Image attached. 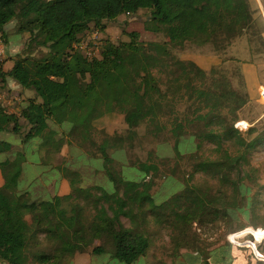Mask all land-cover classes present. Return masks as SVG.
Listing matches in <instances>:
<instances>
[{
	"label": "trees",
	"instance_id": "1",
	"mask_svg": "<svg viewBox=\"0 0 264 264\" xmlns=\"http://www.w3.org/2000/svg\"><path fill=\"white\" fill-rule=\"evenodd\" d=\"M141 10L149 11L150 29L163 32L167 43L176 46L197 39L214 41V36L220 34L230 40L254 26L247 0H0L3 35L5 27L16 20L18 32L30 33L31 42L50 49L48 55L41 58L30 54L20 56L9 70H4L0 61V86L13 80L35 93L19 113L7 110L0 102V133H13L21 138L16 148L12 142L0 139V156L9 155L0 159L3 178L0 264H28L34 259L41 264H69L77 253L87 251L101 238L110 244L94 245L91 250L96 255L108 254L125 264H134L145 255L151 247L149 237L124 226L121 216L134 217L133 207L137 204L140 214L145 201L158 207L154 195L149 193L152 185L144 180L157 171L155 164L141 162L131 172L135 180H129L125 172L114 168L116 162L121 164V169L126 167L121 158L122 148L117 147L116 140L105 138L98 147V157L105 161L104 172L112 187H91L99 196L92 201L95 214L86 224L82 211L75 205H63L64 200H73L88 190L80 186L81 172L70 169L68 161L54 166L60 172L55 187L61 179L67 178L71 187L68 195L35 199L31 188H19L28 160L25 147L41 139L43 148L59 152L73 136L94 142V122L116 111L124 114L129 128L142 122L156 126L158 122L161 124L165 103L183 89L188 99L199 107L195 118L176 119L172 123L174 151L177 156H183L186 148L196 144L195 139H199L197 147L211 141L223 152V158L215 165L216 172L231 189L228 200V192L214 199L206 194L205 198L191 199V209L182 215L183 219L203 215L206 207L214 202L221 201L229 209L239 207L241 201L248 203L250 187L242 182V173L249 164L247 156L257 143L264 142V134L247 143L235 128L233 119H229V114L236 115L247 103V96L234 90L231 83L218 85L215 80L214 84V76L210 77L194 61L173 60L166 43H145L137 31L128 33L129 41L106 40L100 56L93 59L74 51L73 45L91 24L105 29L104 21ZM210 78L212 85L208 86ZM197 122L203 123L204 130L188 138L187 128ZM25 126H28L26 131ZM255 130L251 128L249 132ZM226 142H234L243 151L232 155L224 148ZM176 199L177 196L173 200ZM40 234H45L53 248L51 252L32 253V248L39 244Z\"/></svg>",
	"mask_w": 264,
	"mask_h": 264
},
{
	"label": "rangeland",
	"instance_id": "2",
	"mask_svg": "<svg viewBox=\"0 0 264 264\" xmlns=\"http://www.w3.org/2000/svg\"><path fill=\"white\" fill-rule=\"evenodd\" d=\"M247 1L254 26L249 27L243 35H237L230 40L226 39L224 34H220L218 37L214 36V41L203 42L197 39L183 46L168 44V38L163 32H153L150 29L149 11L141 10L136 14H122L114 20L104 21L105 29L91 24L90 28L80 35L81 38L73 45V49L85 56V49L79 48L80 41L89 42V47H93L94 41H98L99 45L93 56L97 57L100 56L101 47L106 40L114 43L129 41L128 33L131 31H137L140 40L145 43L151 41L166 43L173 60L194 61L210 77L214 76V84L215 80L218 85L228 86L231 83L234 90L242 96H247V103L236 115L229 114V119H233L235 128L249 143L258 135L264 134V104L258 95V88L264 85V0ZM17 29L18 21L14 20L5 27L4 35L0 32V61L4 70L11 69L20 56L30 54L32 57L41 58L50 51L47 47L37 45L35 41L31 42L30 33H20ZM97 31L100 39L94 37ZM207 85H212V78L208 79ZM162 88L165 89V86ZM33 97L34 91L24 89L13 80L0 86V102L9 111L19 113L23 104ZM165 104L160 115L161 124L158 122L156 126L142 122L135 128H129L124 114L116 111L94 122L92 133L94 142L82 141L78 136L69 137L68 142L57 152L53 148H43L40 145L41 139H37L25 147L28 160L24 165V176L20 180L19 188L22 190L26 187L31 188L35 199H48L47 193L49 196L61 193L63 183L68 180L61 179L56 188L55 183L57 184L60 172L54 166L68 161L70 169L81 172L80 186L88 190L76 195L73 200H64L63 205H75L77 210L82 211L85 223L89 224L95 214L92 201L99 196V192L91 187L97 185L108 189L112 187L111 180L104 172L105 161L98 157L100 143L109 137L112 141L118 142L117 147L122 148L121 158L124 159L126 166L123 171L121 164L116 162L114 168L125 172L129 180H135L131 172H134V168L141 162L153 163L157 167V171H153L144 180L152 185L149 193L154 195L158 207L145 201L140 214L137 204L133 207L134 217L121 216L124 226L149 237L151 247L148 253L150 252L154 259L159 261L162 257L167 261H174L179 256L181 248L199 250L206 257L208 249L230 243L228 237L231 234L249 228L264 229V142L257 143L251 150L247 156L249 164L244 166L245 170L242 173L244 177L242 182L250 187L248 203L244 204L241 201L239 207L229 209L221 201L214 202L206 207L203 215L183 219L182 215L191 209L189 204L191 199L205 198V194L214 199L223 197L225 192H228L229 195L226 196L228 200L229 196L231 197V189L227 184H223L222 177L216 172L215 165L223 158V152H220L214 143L205 141L197 147L199 143L197 138L196 144H192L191 148L185 146L183 156H177L174 151L172 123L176 119L195 118L198 104L188 99L184 89L170 97ZM240 121H244L246 125L237 127ZM22 123L26 122L22 119ZM162 124L165 125L163 128ZM55 127L58 129V126ZM251 128L256 129L254 133L249 132ZM24 129L26 131L28 126ZM202 130H204L202 122L191 124L186 130L187 136L190 138L192 134L197 135ZM0 139L12 142L15 148L21 144L20 136L13 133H0ZM224 148L232 155H238L243 151L234 142H226ZM8 156L3 154L0 159H6ZM234 176L236 179L239 178L237 173ZM2 184L3 178L0 173V185ZM119 191L122 194V188ZM191 191L193 194H190ZM176 196L177 199L173 200ZM38 242L39 244L36 243L32 248L34 249L32 253L52 251L53 248L45 234H40ZM96 244L110 243L101 238L94 241L87 250ZM259 250L264 253L261 246ZM107 256L98 255V259ZM189 261L176 264H189ZM28 264L41 263L34 259ZM110 264L125 263L113 258ZM134 264H145L144 259L139 258Z\"/></svg>",
	"mask_w": 264,
	"mask_h": 264
},
{
	"label": "crops",
	"instance_id": "3",
	"mask_svg": "<svg viewBox=\"0 0 264 264\" xmlns=\"http://www.w3.org/2000/svg\"><path fill=\"white\" fill-rule=\"evenodd\" d=\"M61 189L62 192L57 195H68L70 193L69 182L65 181ZM55 195L56 194L49 196V199L53 198ZM262 239V243H260L261 245H259V247L261 246V249L264 251V238ZM149 253L147 252L140 257L144 259L145 264H176L178 262H187V260H190L189 264H264V261L254 257L253 253L248 248L237 247L230 243H223L217 247L208 249L206 257H204L199 250L181 248L179 256L174 261H167L166 258L162 257H160L158 261L151 257ZM262 255H264V253ZM162 261L164 263H162ZM111 262H113L111 255L98 259V255L92 253L90 249L83 253H77L69 264H110Z\"/></svg>",
	"mask_w": 264,
	"mask_h": 264
},
{
	"label": "built area",
	"instance_id": "4",
	"mask_svg": "<svg viewBox=\"0 0 264 264\" xmlns=\"http://www.w3.org/2000/svg\"><path fill=\"white\" fill-rule=\"evenodd\" d=\"M94 37L100 39L99 37V31H97L94 34ZM89 42L82 40L79 43V48H84L85 49V57H87L89 59V57L91 59H93L94 57V51L96 52L97 47L99 45L98 41H94V45L93 47H89ZM80 48V49H81ZM258 95L260 98V101L264 104V85L260 86L258 88ZM239 125H243L242 121H240L237 125V127H239ZM244 125H246V123H244ZM246 127V126H245ZM257 231V229H243L237 233L231 234L229 235V241L231 244L238 246V247H246L248 249H250L253 253V255L259 259V260H263L264 261V255H262L263 253L259 250V245L262 242L263 239H257L255 232ZM252 236V237H251Z\"/></svg>",
	"mask_w": 264,
	"mask_h": 264
},
{
	"label": "bare ground",
	"instance_id": "5",
	"mask_svg": "<svg viewBox=\"0 0 264 264\" xmlns=\"http://www.w3.org/2000/svg\"><path fill=\"white\" fill-rule=\"evenodd\" d=\"M255 235L257 239L264 238V229L258 228L257 231L255 232Z\"/></svg>",
	"mask_w": 264,
	"mask_h": 264
}]
</instances>
